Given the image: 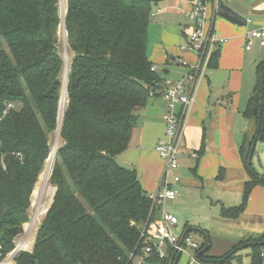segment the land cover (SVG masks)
<instances>
[{"label":"trees","instance_id":"1","mask_svg":"<svg viewBox=\"0 0 264 264\" xmlns=\"http://www.w3.org/2000/svg\"><path fill=\"white\" fill-rule=\"evenodd\" d=\"M158 1L66 0L63 24L60 0H0V263L30 223L34 191L59 129L62 25L73 59L60 128L63 144L49 180L56 192L33 250L20 251L11 264H133L142 252V231L157 215L151 214L152 200L136 171L122 167L117 157L128 150L140 111L163 82L148 55ZM218 63L219 49L209 69ZM245 115L257 122L253 140L240 149L251 181L240 206L222 208L228 220L239 219L254 188L264 185V175L248 165L254 143L264 144V61ZM202 236L199 253L206 263L241 262L237 253L248 246L253 264H263L264 233L220 256L211 254L210 236ZM179 259L172 254L147 264Z\"/></svg>","mask_w":264,"mask_h":264},{"label":"crops","instance_id":"2","mask_svg":"<svg viewBox=\"0 0 264 264\" xmlns=\"http://www.w3.org/2000/svg\"><path fill=\"white\" fill-rule=\"evenodd\" d=\"M225 5L246 22L242 25L231 22L220 15L214 0H209L205 29H212L224 42L218 48V68L207 70L197 90L179 155L180 168L176 174L180 181L173 184L177 197L165 206L178 219L176 226H169L173 235L178 234L173 232L179 228L182 229L179 235L190 232L209 235L211 245L212 235H217L219 229L224 235H236L233 230L241 222L250 227L246 235L259 237L264 233V185L254 188L239 219L221 216L222 208L242 204L245 185L251 181L240 149L248 146L257 132L256 119L248 118L245 112L258 83V66L264 61V47L258 41L252 40L251 49H246L247 35L264 30V0H232ZM190 10L191 5L181 0H159L153 5L152 19H156L154 25L161 40L148 49V55L154 69L157 65L165 66L164 74L155 69L163 82L182 80L189 69L181 61L193 65L198 60L196 51H182L177 47L193 29L186 16ZM165 112L166 105L160 98H150L138 115L128 150L117 157L122 167L136 171L148 195L158 191L164 171L156 145L164 137ZM156 215L160 218L159 210ZM248 238L254 237L229 241L225 250L215 249L211 254L223 255ZM232 264H242V261ZM250 264H253L252 257Z\"/></svg>","mask_w":264,"mask_h":264},{"label":"built area","instance_id":"3","mask_svg":"<svg viewBox=\"0 0 264 264\" xmlns=\"http://www.w3.org/2000/svg\"><path fill=\"white\" fill-rule=\"evenodd\" d=\"M181 1L191 5V10L186 13V16L193 24L190 34L191 44L183 51H196L198 60L193 65L181 61L182 65L189 69L186 76L179 81L162 82L158 91L150 95L151 98H160L166 105V112L163 117L165 133L156 145V152L164 163V171L158 191L150 195L152 200L151 214L159 210L160 218L148 222L144 227L141 235L143 240L142 252L132 259L133 264H147L152 258L167 260L172 254L174 257L187 255L189 264H214L198 259L197 255L202 244L193 241L190 235L175 236L171 233L169 226H176L178 220L165 210L166 204L177 197V191L174 190L173 184L180 181L176 174L180 168L179 155L197 90L206 77L213 52L224 42L223 39H219L213 34L212 29H205L206 9L209 0ZM231 1L214 0L218 10L222 4ZM252 40L258 41L261 47H264V30L247 35V50L251 49ZM153 71H155L154 68ZM193 157L196 158V155ZM190 252L193 253V256L189 255ZM261 259L264 264V251L261 253Z\"/></svg>","mask_w":264,"mask_h":264},{"label":"rangeland","instance_id":"4","mask_svg":"<svg viewBox=\"0 0 264 264\" xmlns=\"http://www.w3.org/2000/svg\"><path fill=\"white\" fill-rule=\"evenodd\" d=\"M66 9H67L66 1L63 0V2H62V0H60V14H61L62 19L64 18L63 16H65V14H66ZM155 20L156 19H152V22H151L150 27H149V45H148L149 50L152 47H155L156 44H158V42L161 40L160 32L155 29V25H154ZM63 30H64V25H62V27L60 28V33H59L60 34V42L58 44V48H59L60 53H61V55L65 61V65L67 62L68 67L70 69V64H71L70 61H72V59H73V54L71 53V51L69 50V47H68L67 38H66L67 33L65 32V30L64 31ZM190 34H189V36L186 35V36H184V38H182L183 43H184V45L182 43L183 46L181 45V43H179L177 45V47H180V50L183 51V49H186L191 44ZM169 35L172 36L171 34H169ZM64 42H65V44H64ZM155 69H157L158 72L162 73V74H164V72L166 70V68L163 64L157 65V67ZM208 72H207V74H208ZM62 94H63V92H62ZM56 141H57V132L51 136L50 142H51V146H52V151H53V146H54ZM58 141L59 142H58L57 150L63 144V142L60 138ZM251 162H252V165H253V168L255 169V171L258 172L260 175H264V145L262 143H258L257 147L255 148V153H254V156H253ZM47 166H48V162L46 163L43 174L46 172ZM42 175H41L40 180H39V182L35 188V191L37 190V196L33 195V198H32V207L30 210V217H31L30 223L25 225L24 234L19 239L16 240L18 249L20 247H22L21 251H29L32 249V246L35 243L36 235H37L39 228H40V224L42 223V220H43L46 212L50 208V206L52 204L53 197H54L55 192H56V189L49 182L50 178H49L48 182H44L45 176H43V178H44L43 179ZM35 191H34V194H35ZM43 196H44V198H43ZM38 205H40V207H41L40 212H39L40 216L37 215L38 207H36V206H38ZM249 228H247V225L242 224V222L240 224H236V228L233 230L234 231L233 233H235L236 235H224V231L219 229L218 233L216 232L217 235H212L213 247H212L211 253L214 252L215 249H219V250L224 249L225 250L228 246L229 241L236 240V242H237L238 240H240L244 237H250V236L257 237V235H246L248 233L247 230ZM181 231H182V229L179 228L178 230H174L173 233L174 234L178 233V234H175V236H179V232H181ZM189 235L191 236L192 240L195 242L203 243L205 241L204 237L200 233L190 232ZM25 244H27V245H25ZM229 246H230V244H229ZM252 254H253V249L251 247L243 246L242 249H240L238 251L237 256H239L241 258L242 264H250ZM189 255L193 256V253L190 252ZM11 256H12V254L3 263H0V264H4L5 262H7ZM177 264H189L188 256L185 254L182 255Z\"/></svg>","mask_w":264,"mask_h":264},{"label":"bare ground","instance_id":"5","mask_svg":"<svg viewBox=\"0 0 264 264\" xmlns=\"http://www.w3.org/2000/svg\"><path fill=\"white\" fill-rule=\"evenodd\" d=\"M66 1V0H65ZM63 2V0H62ZM62 8V7H61ZM64 17V16H63ZM64 31V30H63ZM67 38V37H66ZM63 42V41H62ZM65 44V42H64ZM67 44V43H66ZM64 55V54H63ZM71 62V61H70ZM68 74H69V67H68V63L66 62V65H65V68H64V75H63V83H64V89H63V94H62V98H61V103H60V123H62V119H63V115H64V112L66 110V107H67V103H68V98H67V85H68ZM60 138V130L57 132V141L55 142L54 146H53V153L51 155V158L48 160V166H47V169H46V172L42 175V178L43 176H45V181L44 182H48L50 176H51V173H52V170H53V166H54V161H55V154H56V151H57V148H58V140ZM41 189V188H40ZM42 190V189H41ZM35 196H37V190L35 191ZM43 195V194H42ZM41 197V196H40ZM42 198V197H41ZM44 198V196H43ZM38 207L37 209V215H39V212H40V205L36 206ZM44 214V213H43ZM36 215V214H35ZM40 216V215H39ZM43 216V215H42ZM36 217V216H35ZM35 225V224H34ZM31 234V233H30ZM34 234V233H33ZM32 234V235H33ZM27 235V234H26ZM31 236V235H30ZM21 243V242H20ZM27 245V244H25ZM21 246V245H20ZM22 247L19 248L18 251H21ZM24 250V249H23ZM12 260H13V257L11 256L10 259L5 262L4 264H11L12 263Z\"/></svg>","mask_w":264,"mask_h":264},{"label":"water","instance_id":"6","mask_svg":"<svg viewBox=\"0 0 264 264\" xmlns=\"http://www.w3.org/2000/svg\"><path fill=\"white\" fill-rule=\"evenodd\" d=\"M220 15L221 16H223V17H225V18H227L228 20H230L231 22H233V23H235V24H238V25H242L243 23H245L246 22V19H244L241 15H239L237 12H235L234 10H232L231 8H229L228 6H226L225 4H222L221 6H220ZM64 21H65V16H64V18H63V24H64ZM64 30H65V27H64ZM65 32H66V30H65ZM60 128H61V123H60V125H59V129H58V131L60 130ZM255 148H256V143H254V145H253V148H252V150H251V153H250V156H249V161H248V165L250 166V164H251V161H252V156H253V151L255 150ZM53 153V152H52ZM52 155V154H51ZM51 155H50V157H49V159L51 158ZM48 159V160H49ZM42 226V224H40V227ZM208 243H209V241H208ZM245 247H247V246H245ZM208 248V247H207ZM207 248L205 249V250H207ZM19 249L18 248H16L15 249V251L12 253V257H13V260H14V258L16 257V255L20 252V251H18ZM202 252H200L198 255H197V257H198V259H200V260H202V261H204L203 259H202ZM12 260V261H13ZM172 261H173V259H172Z\"/></svg>","mask_w":264,"mask_h":264}]
</instances>
